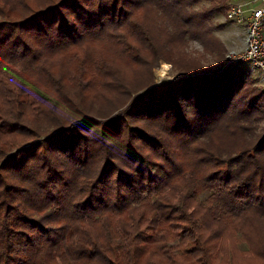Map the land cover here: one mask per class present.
I'll return each instance as SVG.
<instances>
[{
    "label": "trees",
    "instance_id": "trees-1",
    "mask_svg": "<svg viewBox=\"0 0 264 264\" xmlns=\"http://www.w3.org/2000/svg\"><path fill=\"white\" fill-rule=\"evenodd\" d=\"M227 8L0 0V264H264V88L184 58Z\"/></svg>",
    "mask_w": 264,
    "mask_h": 264
},
{
    "label": "rangeland",
    "instance_id": "rangeland-1",
    "mask_svg": "<svg viewBox=\"0 0 264 264\" xmlns=\"http://www.w3.org/2000/svg\"><path fill=\"white\" fill-rule=\"evenodd\" d=\"M208 2L202 1L193 5L195 9H201L206 7ZM209 23L211 24V35L218 40L222 46L221 54H217L216 51L206 52L198 39H191L187 43L186 55L184 58L190 59L197 64V61L204 67L209 75L220 72L221 69L228 64H240L244 68L247 78L254 81V83L262 88L264 86L259 83L258 77L252 72L250 64L245 61H230V55L239 54L244 48L243 42V27L240 24L235 23L233 20L226 18V14L216 13L214 14ZM230 61V62H229ZM184 73L183 70L172 66L170 62L165 60H159L153 67V85H158L163 82H170L180 77ZM150 87V86H149Z\"/></svg>",
    "mask_w": 264,
    "mask_h": 264
},
{
    "label": "built area",
    "instance_id": "built-area-1",
    "mask_svg": "<svg viewBox=\"0 0 264 264\" xmlns=\"http://www.w3.org/2000/svg\"><path fill=\"white\" fill-rule=\"evenodd\" d=\"M226 18L243 27L244 48L230 61H245L264 86V0H227ZM229 61V62H230Z\"/></svg>",
    "mask_w": 264,
    "mask_h": 264
},
{
    "label": "crops",
    "instance_id": "crops-1",
    "mask_svg": "<svg viewBox=\"0 0 264 264\" xmlns=\"http://www.w3.org/2000/svg\"><path fill=\"white\" fill-rule=\"evenodd\" d=\"M262 31L264 32V22H263V28H262Z\"/></svg>",
    "mask_w": 264,
    "mask_h": 264
}]
</instances>
